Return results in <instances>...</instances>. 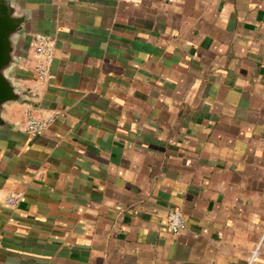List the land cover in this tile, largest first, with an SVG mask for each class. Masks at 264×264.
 <instances>
[{
  "label": "crops",
  "instance_id": "0c3cea01",
  "mask_svg": "<svg viewBox=\"0 0 264 264\" xmlns=\"http://www.w3.org/2000/svg\"><path fill=\"white\" fill-rule=\"evenodd\" d=\"M12 1L0 264H264V0ZM26 110L55 115L43 136Z\"/></svg>",
  "mask_w": 264,
  "mask_h": 264
},
{
  "label": "water",
  "instance_id": "95a60500",
  "mask_svg": "<svg viewBox=\"0 0 264 264\" xmlns=\"http://www.w3.org/2000/svg\"><path fill=\"white\" fill-rule=\"evenodd\" d=\"M26 17L12 0H0V130L7 128V108L23 102L13 74L19 66L18 39L24 31Z\"/></svg>",
  "mask_w": 264,
  "mask_h": 264
},
{
  "label": "built area",
  "instance_id": "2783aa9c",
  "mask_svg": "<svg viewBox=\"0 0 264 264\" xmlns=\"http://www.w3.org/2000/svg\"><path fill=\"white\" fill-rule=\"evenodd\" d=\"M32 49L38 57L36 75L41 82H48L51 78V68L55 58V41L44 34H34ZM55 115L41 117L35 115L31 110H26L24 119V131L34 138L43 136L50 128ZM26 201L22 194H11L7 197L6 203L15 208ZM185 219L179 210H173L168 215V227L173 233H179L185 228Z\"/></svg>",
  "mask_w": 264,
  "mask_h": 264
}]
</instances>
